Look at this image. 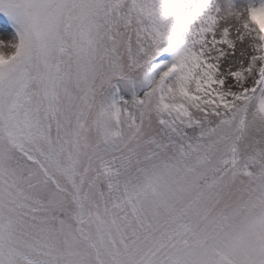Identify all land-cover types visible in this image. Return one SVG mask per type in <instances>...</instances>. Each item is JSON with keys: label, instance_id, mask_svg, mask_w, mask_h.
I'll return each mask as SVG.
<instances>
[{"label": "snow or ice", "instance_id": "obj_1", "mask_svg": "<svg viewBox=\"0 0 264 264\" xmlns=\"http://www.w3.org/2000/svg\"><path fill=\"white\" fill-rule=\"evenodd\" d=\"M0 264H264V0H0Z\"/></svg>", "mask_w": 264, "mask_h": 264}]
</instances>
